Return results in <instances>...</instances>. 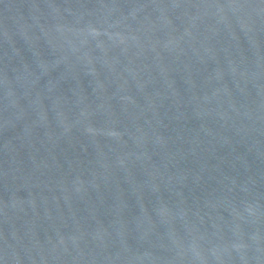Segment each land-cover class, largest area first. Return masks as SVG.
Returning <instances> with one entry per match:
<instances>
[{
    "label": "water",
    "instance_id": "95a60500",
    "mask_svg": "<svg viewBox=\"0 0 264 264\" xmlns=\"http://www.w3.org/2000/svg\"><path fill=\"white\" fill-rule=\"evenodd\" d=\"M0 264H264V0H0Z\"/></svg>",
    "mask_w": 264,
    "mask_h": 264
}]
</instances>
